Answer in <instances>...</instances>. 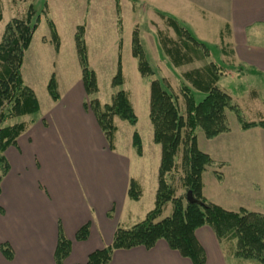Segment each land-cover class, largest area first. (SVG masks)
Here are the masks:
<instances>
[{
  "label": "crops",
  "instance_id": "obj_1",
  "mask_svg": "<svg viewBox=\"0 0 264 264\" xmlns=\"http://www.w3.org/2000/svg\"><path fill=\"white\" fill-rule=\"evenodd\" d=\"M178 3L179 10L188 16L182 17L181 13L175 16L186 23L189 20L205 25L209 17L220 20L221 47L229 49L234 63L243 69L236 73L237 77L264 79V45L259 42L260 36L264 38V0H179ZM6 24L1 15L0 39ZM249 33L255 36L254 40L249 38ZM32 43L33 37L28 51ZM25 58L26 53L21 72ZM47 65L49 76L51 62ZM73 96L64 100L60 96L58 101L50 102L47 113L28 124L15 145L3 153L8 172L0 183V247L6 244L12 259L6 260L0 251V264H54L58 228L70 244L63 264H85L90 253L110 245L117 227L129 229L153 209H150L152 204L145 210L139 206L142 189L138 201L127 197L130 180L139 188L142 186L129 172V159L111 156L114 149H106L101 132L89 133L84 125V99L78 92ZM222 136L227 137L225 141L229 145L238 142L233 183L228 187L222 176L215 175L210 192L203 180L206 169L201 176L203 197L226 211L245 209L264 213V131L260 128L242 131L238 126L236 131L229 129L215 139ZM247 139V144H243ZM152 188L155 191V185ZM222 189L227 190L232 201L227 200ZM127 200L137 206L132 207ZM124 209L128 217L121 224L119 217ZM84 225H88V237L79 242L75 234ZM195 238L205 252V264H226L222 245L210 228L197 229ZM109 264L191 262L171 251L164 241H157L150 250L142 247L116 250Z\"/></svg>",
  "mask_w": 264,
  "mask_h": 264
},
{
  "label": "trees",
  "instance_id": "obj_2",
  "mask_svg": "<svg viewBox=\"0 0 264 264\" xmlns=\"http://www.w3.org/2000/svg\"><path fill=\"white\" fill-rule=\"evenodd\" d=\"M27 1V0H23ZM117 21L121 23L120 8L116 4ZM34 12L29 5L25 16L21 19L10 20L4 27L0 39V124L17 117H26L38 112V103L34 94L23 86L20 69L24 53L29 48L32 37L38 27V16L31 25ZM163 18V15H160ZM1 20V7H0ZM167 24L176 36L184 37V51L207 48L178 23L166 19ZM50 30L51 43L58 51V37L50 19L47 21ZM84 26H78L74 35V45L78 65L81 72V84L86 98L82 105L89 110L110 150L116 128L113 119L118 118L130 126H135L137 117L125 92L119 90L111 98L110 104L101 106L95 95L98 92L95 73L90 69L87 58V47L84 40ZM167 43V44H166ZM188 44V45H187ZM169 42L163 43V49L170 59L172 67L179 68L192 60L186 52L181 51L178 44L171 47ZM191 46V47H190ZM224 54V50L221 51ZM208 54V53H207ZM206 54V55H207ZM131 56L137 61V71L142 78L153 76L139 41L137 31L131 34ZM224 67L212 62L207 63L203 71H191L183 75L195 92L203 97L195 100L192 88L179 86V94L184 102V116L180 114L177 97L169 91V85L164 79H153L149 83L148 119L152 127V142L160 147V160L157 170V190L154 207L146 217L129 229L117 227L110 245L90 253L85 264H109L114 251L129 250L142 247L150 250L157 241H164L171 251L178 253L191 264H205L206 256L203 248L195 238V231L208 227L213 232L217 242H234L233 256L238 259L250 260L264 264V214L239 209L235 212L209 203L202 195L201 176L212 165L211 158L198 149L196 131H202L206 139H214L227 133L226 111L236 114L242 131L260 128L264 131V120L244 122L239 109L231 102L229 95L220 90L216 83L221 76H226ZM241 68L236 73H241ZM123 83L120 59L117 60L116 72L111 81L112 88H119ZM52 101L59 96L56 82L52 75L46 87ZM10 108L3 113L2 108ZM24 123L0 127V183L8 172V164L3 156L9 146L15 145L16 139L25 131ZM132 147L137 156L141 155V140L136 132L132 135ZM181 153V156H180ZM180 159V164L177 163ZM178 165L183 171L182 184L184 194L174 196L170 185L178 171ZM217 178L221 176L215 174ZM187 192H191L197 203L190 204L186 200ZM140 192L133 180L129 181L127 197L138 201ZM171 204V213L162 218L163 210ZM88 237V225L82 226L75 234L77 241H85ZM70 244L58 228L57 242L53 252L54 264H63L68 257ZM1 253L6 260L12 259V253L5 244Z\"/></svg>",
  "mask_w": 264,
  "mask_h": 264
},
{
  "label": "rangeland",
  "instance_id": "obj_3",
  "mask_svg": "<svg viewBox=\"0 0 264 264\" xmlns=\"http://www.w3.org/2000/svg\"><path fill=\"white\" fill-rule=\"evenodd\" d=\"M178 2L179 0H153L152 3L144 0H1V15L5 23L24 17L29 5L34 12L31 25L38 16V27L33 36L32 47L25 52V63L22 72L20 69V75L23 86L34 94L39 110L30 116L5 121L0 124V127L17 123H24L27 126L41 117V114L47 113L50 102H54L46 90L47 83L52 75L56 82L59 99L60 96L62 100L69 95L75 96L78 92L84 99L83 103L89 101L81 87V72L74 45L76 28L81 25L84 26L88 64L95 73L97 80L98 92L95 95L96 99L101 106L110 104L112 96L121 90L127 94L137 117L135 126H130L118 118L113 119L116 132L112 142L114 151L110 155L116 157V159H121L120 156L129 159V172L132 177L138 178L137 181L142 185L139 188L136 183L140 192L139 196H141V189L143 190L142 200L138 204L142 206L143 210L150 208L152 204L150 208L152 209L153 193H156L157 190L160 147L152 142V127L148 119L149 83L151 80L164 79L166 81L169 85V91L177 97L180 114L184 116V102L179 94V86L183 83L190 88L192 87L183 75L195 70L203 71L207 63L212 62L228 70L226 76L219 78L216 86L230 96L231 102L239 109L241 119L247 123L264 120V79L256 76L237 77L235 70L241 68L240 65L234 63V59L228 54L229 49L221 47L220 20L209 17L205 25H198L196 22L189 20L186 23L183 19L181 20V18L175 16L177 13H181L182 17L188 16L187 13L179 10L178 7L181 5ZM181 3L183 2L181 1ZM116 4L120 8L121 23L117 21ZM160 15L164 17L161 18ZM168 18L176 21L195 40L202 43L207 48L208 54L198 48L195 49V53L192 50L184 51L182 42L185 38L175 35L167 24L166 19ZM49 19L53 23L58 37V51H55L51 43L50 30L47 25ZM135 30L145 59L153 72V76L150 78H142L139 75L137 61L131 56V34ZM226 36L224 33V38ZM248 36L254 40L255 36L250 33ZM259 39V42L264 45V38L260 36ZM41 41L45 42L46 45H42ZM165 41L170 43L168 47L175 43L178 44L181 51L186 52L192 62L179 68L172 67L170 59L163 49ZM223 45H226L225 40ZM222 49L226 55L221 52ZM118 58L120 59L123 83L119 88H112L111 81L116 72ZM39 61L43 63H39ZM49 61L52 65V73L48 76L47 64ZM241 70L243 69L241 68ZM192 92L196 101L203 97L200 93L195 92L193 88ZM9 108V105H5L2 108L3 113ZM84 114V125L89 128V133L91 130L98 132L99 128L92 113L87 110ZM226 124L233 131L238 129L239 124L234 112L226 111ZM133 132H136L141 140L142 150L140 156L136 155L132 147ZM196 136L198 149L208 155L213 162L204 175L205 187L213 192L211 180L215 179V174L222 176L223 183L231 187L233 183L231 179L237 169L234 154L238 142L229 145L225 141V138H227L225 136L209 140L204 137L200 130L196 131ZM247 141L248 139L243 144H247ZM106 149H108V146H106ZM177 163L180 164L179 158H177ZM178 167L177 174L174 175L170 184L174 189L175 197L183 196L185 191L182 184L183 171L180 165ZM214 170L218 172H213ZM154 185L155 191L152 188ZM226 189H222L221 192H224L228 201H232ZM209 191H206L207 196ZM129 204L132 207L137 206L131 202ZM171 210V204H167L163 210L162 218L167 217ZM125 211L124 209L119 217L121 224H125L124 220H127L128 217V213ZM222 251L224 252L226 264H259L255 261L235 258L233 256V241L225 242L222 245Z\"/></svg>",
  "mask_w": 264,
  "mask_h": 264
},
{
  "label": "water",
  "instance_id": "obj_4",
  "mask_svg": "<svg viewBox=\"0 0 264 264\" xmlns=\"http://www.w3.org/2000/svg\"><path fill=\"white\" fill-rule=\"evenodd\" d=\"M186 200H187V202L190 203V204L197 203V202L193 199V197H192V195H191V192H187V194H186Z\"/></svg>",
  "mask_w": 264,
  "mask_h": 264
}]
</instances>
